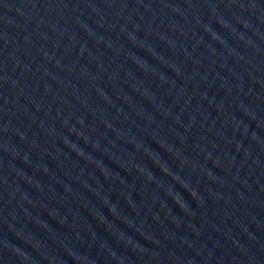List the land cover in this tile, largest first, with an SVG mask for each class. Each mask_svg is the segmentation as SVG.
I'll use <instances>...</instances> for the list:
<instances>
[{"label":"water","instance_id":"1","mask_svg":"<svg viewBox=\"0 0 264 264\" xmlns=\"http://www.w3.org/2000/svg\"><path fill=\"white\" fill-rule=\"evenodd\" d=\"M0 264H264V0H0Z\"/></svg>","mask_w":264,"mask_h":264}]
</instances>
